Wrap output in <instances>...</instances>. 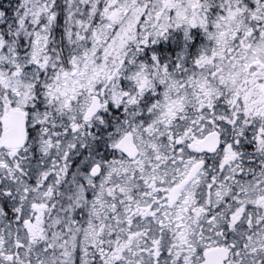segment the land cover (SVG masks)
I'll use <instances>...</instances> for the list:
<instances>
[{"label":"snow or ice","instance_id":"1","mask_svg":"<svg viewBox=\"0 0 264 264\" xmlns=\"http://www.w3.org/2000/svg\"><path fill=\"white\" fill-rule=\"evenodd\" d=\"M0 264H264V0H0Z\"/></svg>","mask_w":264,"mask_h":264}]
</instances>
